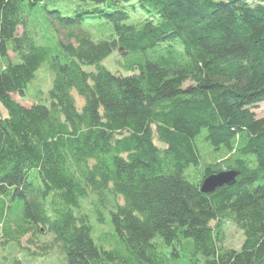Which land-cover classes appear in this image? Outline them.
I'll use <instances>...</instances> for the list:
<instances>
[{
    "label": "trees",
    "instance_id": "16d2710c",
    "mask_svg": "<svg viewBox=\"0 0 264 264\" xmlns=\"http://www.w3.org/2000/svg\"><path fill=\"white\" fill-rule=\"evenodd\" d=\"M56 1L0 0V264H264V0ZM44 63L49 105H21Z\"/></svg>",
    "mask_w": 264,
    "mask_h": 264
},
{
    "label": "rangeland",
    "instance_id": "374dc122",
    "mask_svg": "<svg viewBox=\"0 0 264 264\" xmlns=\"http://www.w3.org/2000/svg\"><path fill=\"white\" fill-rule=\"evenodd\" d=\"M55 6H64V10L66 9V12L68 15H73L76 12H81L79 8L77 9V5L81 4L79 0H57L55 2ZM66 5H70L71 10H68ZM49 7H53L50 5ZM59 7V6H58ZM95 7L94 5H83L82 8L84 9H91ZM99 7H104L103 5ZM76 9V10H75ZM152 13L144 11V9L141 8H136L135 10H131L129 13V19L127 22H132V23H138L140 21H143L144 19L148 18ZM86 27L90 28V30L95 34L97 31L98 32H103L105 30V21L104 19L101 18H96V19H90L87 20ZM93 27V28H92ZM96 29H95V28ZM96 31V32H95ZM22 32V29H19V33ZM119 56L117 51H113L106 59L103 60L102 64L109 69L111 72H120L123 75H126L127 73L123 72L120 68H118L116 61L118 60ZM46 63L42 64L41 67L38 69V74L37 77L34 81L33 84H31L24 97H20L17 94H12V98L19 102L23 106H30L34 102L35 103H41L44 105H49V96H48V90L49 87L52 84V75L49 72V70L44 67ZM84 70H90L93 69L90 66H84ZM188 83H186L187 85ZM256 113L257 117H261L264 115V103H261L257 109L254 110ZM199 151H200V163H199V168L209 162H213L212 160L218 156V153L213 151L212 147H210L207 143L202 142L200 145H198ZM212 152V153H211ZM210 153V154H209ZM194 168V167H192ZM199 168L197 170L190 169L191 174H198L199 173ZM90 198V197H88ZM85 199L80 200V205L81 208L90 215H93L94 218L97 216L95 212V205L93 206L92 204L90 205V201ZM95 199V198H93ZM93 201V200H92ZM100 209V207H99ZM82 210V211H83ZM103 210V209H101ZM105 212V210H103ZM106 214L108 216V212L106 211ZM107 216H105V219H107ZM95 220V219H94ZM96 222V221H94ZM97 223V222H96ZM99 225V224H98ZM223 230H224V242L223 246L226 248H235L239 249L240 246L243 243L244 237L243 233L241 230H239L233 223L227 221L223 225ZM40 242H42V239H40ZM17 255L19 259L23 258L24 255L20 252L17 254H12ZM12 257V256H11ZM32 263L35 264H64L63 263V254L58 252L56 249L50 250L49 253L45 256L41 255H35L33 256V259L31 260Z\"/></svg>",
    "mask_w": 264,
    "mask_h": 264
},
{
    "label": "water",
    "instance_id": "95a60500",
    "mask_svg": "<svg viewBox=\"0 0 264 264\" xmlns=\"http://www.w3.org/2000/svg\"><path fill=\"white\" fill-rule=\"evenodd\" d=\"M239 172L235 170L220 171L205 177L201 183L203 192H212L221 186H230L236 182Z\"/></svg>",
    "mask_w": 264,
    "mask_h": 264
}]
</instances>
